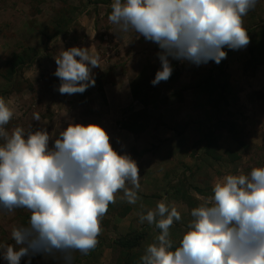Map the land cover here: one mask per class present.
Wrapping results in <instances>:
<instances>
[{"label":"clouds","instance_id":"clouds-1","mask_svg":"<svg viewBox=\"0 0 264 264\" xmlns=\"http://www.w3.org/2000/svg\"><path fill=\"white\" fill-rule=\"evenodd\" d=\"M258 0H113L108 20L122 33L158 45L161 69L151 83L172 75V60L197 66L227 58L225 48L250 43L243 18ZM60 94L84 93L95 85L100 56L90 47L62 49L54 56ZM12 101L0 96V210L25 209L26 224L13 226V243L0 242V258L20 264L42 254L74 264L75 254L96 249L102 220L117 193L135 205L142 191L137 162L117 152L99 124L69 122L53 139L46 129L7 125ZM33 120L40 121L39 113ZM158 201L139 216L159 234L140 264H264V166L217 178L212 195L190 211L178 243L170 234L181 220L175 205ZM143 207V205H141Z\"/></svg>","mask_w":264,"mask_h":264},{"label":"rangeland","instance_id":"rangeland-1","mask_svg":"<svg viewBox=\"0 0 264 264\" xmlns=\"http://www.w3.org/2000/svg\"><path fill=\"white\" fill-rule=\"evenodd\" d=\"M94 1L0 0V96L11 100L15 110L7 128H44L53 136L49 142L51 147L59 130L66 128L69 122L95 123L108 132L117 152L143 157L165 143L163 132L168 128L163 123L164 110L180 108L187 115L185 119H189L175 125L174 134L181 137L192 130L199 140L189 152L196 166L173 183L172 188L169 184L166 193L172 199L173 188H183V193L172 202L181 212V220L170 228L172 240L178 243L191 219V209L212 195L217 178L247 174L253 167L264 166V35H261L264 0H258L255 8L243 18L245 29L261 24L260 29L249 34L251 41L246 47L225 48L227 58L219 64L209 61L197 66L170 58L172 79L155 86L151 81L161 69L158 45L142 36L137 38L134 33L118 31L108 20L113 0L99 5L92 3ZM73 46L90 47V51L99 54L100 67L92 70L94 86L82 94L62 95L58 91L60 80L54 75L57 68L54 56ZM254 46L258 51L253 57L248 47ZM17 56L30 64L8 83L2 74ZM222 65H225V76L219 72ZM217 74L226 86L227 101L220 100L215 108L213 101L199 88L205 86L209 75L216 77ZM132 90H136L148 106L135 100ZM106 94L111 97L110 103ZM215 96L218 98L217 93ZM33 113H39L41 120L34 121ZM208 113L212 117L209 120ZM191 116L194 119H190ZM133 139L138 144L129 152L128 144ZM207 147L212 156H207ZM126 204L109 205L98 237L103 244L91 256L76 253L74 264L123 262L127 253L123 255L121 250L109 247L112 241L130 233L146 232V238L134 251L135 262L140 264L145 247L155 241L159 229L147 222L140 223L137 217L133 219L137 226L131 227L127 234L128 221L120 227L114 220L129 216L131 209ZM29 215L25 209L11 213L0 210V242L13 243L12 227L26 224ZM28 260L29 257H24L20 264H28ZM30 260L31 264H62L61 260L42 254L31 256ZM0 264L7 262L0 258Z\"/></svg>","mask_w":264,"mask_h":264},{"label":"crops","instance_id":"crops-1","mask_svg":"<svg viewBox=\"0 0 264 264\" xmlns=\"http://www.w3.org/2000/svg\"><path fill=\"white\" fill-rule=\"evenodd\" d=\"M107 95V94H106ZM110 96L107 95V100L110 103ZM194 113V111H193ZM180 108L168 107L164 110L162 117L163 123L166 125L167 132H163L166 136L164 142L162 143L158 149H156L153 153L152 151L145 154L143 157H138L136 155L131 156L138 165L139 173H140V184L142 191L138 194L140 196V200H138L137 204L132 205L128 204L120 197L123 195L122 192L117 193L116 202H120L122 204L128 205L131 209V213L125 219L115 218L117 226L126 225L127 223V234L130 232L129 230L131 227H135L136 221L133 219L139 218L141 212L146 214V210L149 208H155L156 203L164 197H167L166 203L172 205V202L177 198L178 195L183 193L182 187H177V189L173 188V200L167 193L173 183L176 184L184 177L185 174L190 173V169L196 166V162L194 161L193 157L189 156V152H191V147L199 140L197 136L192 134V130L185 135H181V137L174 134V127L175 125L182 124L183 120L188 121L189 118L185 119V115ZM208 120L212 118L210 113L207 114ZM189 117V116H188ZM190 119H194V116H191ZM199 127V126H198ZM125 132V131H122ZM167 133H171L168 134ZM162 134V131H160ZM125 137V136H123ZM129 137H131L129 135ZM116 138V136H115ZM130 140V138H128ZM131 144V146H129ZM138 142L133 139L128 144V149L137 147ZM191 154V153H190ZM179 184V183H178ZM165 190V193L163 192ZM176 192H175V191ZM192 196V194H190ZM143 205V207H141ZM140 213V214H137ZM107 217V216H106ZM122 224V222H124ZM151 226V225H150ZM153 227V226H151ZM98 259H99V254Z\"/></svg>","mask_w":264,"mask_h":264},{"label":"trees","instance_id":"trees-1","mask_svg":"<svg viewBox=\"0 0 264 264\" xmlns=\"http://www.w3.org/2000/svg\"><path fill=\"white\" fill-rule=\"evenodd\" d=\"M112 0H96L92 3L94 4H106L111 2ZM261 24H255L253 25V27H251L250 29H246V31L248 32V35L251 32H256L258 29H260ZM264 29V28H263ZM261 35H264V31L262 32ZM250 37V35H249ZM251 41V38H250ZM249 53L251 56L254 57L256 51H258V48L256 46L254 47H248ZM35 55L37 54L36 52H34ZM32 61H34V57L32 58ZM30 64V61L26 63V61L24 60V58L17 56L16 60H14L12 63H10L7 68L5 69V71L2 74V78L7 81L8 83H10L11 81L14 80V78L16 76H18L19 73H21L22 69L26 66ZM225 65H222V68L220 69L219 72L222 73V75H226L225 73ZM223 69V71H222ZM172 79V78H169ZM168 81V80H167ZM207 83V84H206ZM205 86H200V90H202L201 92H203V94L207 97V99L209 101H213V105L216 108L218 106V104H220V100H223L225 103L227 101V97H226V86L223 85L220 82V74H217L216 77H213V75H209L208 79L206 80ZM133 91V97L135 100L140 101L141 103L145 104L148 106V104L146 103L145 100H143L140 95L136 92V90H132ZM216 93L218 94V98H216ZM215 97L216 99L213 100L212 98ZM134 133V132H133ZM241 146H245V145H241ZM208 151H207V156H212V153L210 151V147H207ZM147 233L146 232H134V233H130L122 238H118L116 240H113L111 245L109 247L111 248H115L117 250H121L123 255L127 253L128 257H126V259L122 262L121 260L118 261V264H137L135 262V253L134 251L136 249L139 248L141 242L146 238ZM101 244H103V242L101 241V239H99V243L96 247L95 250H93L92 252H90L88 254V256L93 255L96 251H98L100 249ZM133 262V263H132Z\"/></svg>","mask_w":264,"mask_h":264}]
</instances>
